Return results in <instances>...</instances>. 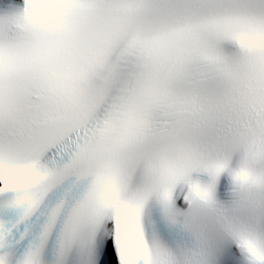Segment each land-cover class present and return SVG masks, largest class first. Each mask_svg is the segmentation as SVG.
Segmentation results:
<instances>
[{"label": "snow or ice", "instance_id": "snow-or-ice-1", "mask_svg": "<svg viewBox=\"0 0 264 264\" xmlns=\"http://www.w3.org/2000/svg\"><path fill=\"white\" fill-rule=\"evenodd\" d=\"M0 264H264V0H0Z\"/></svg>", "mask_w": 264, "mask_h": 264}]
</instances>
